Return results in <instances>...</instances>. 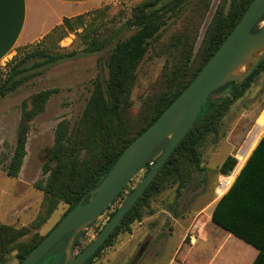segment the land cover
I'll return each mask as SVG.
<instances>
[{"label":"trees","instance_id":"obj_1","mask_svg":"<svg viewBox=\"0 0 264 264\" xmlns=\"http://www.w3.org/2000/svg\"><path fill=\"white\" fill-rule=\"evenodd\" d=\"M192 1L145 0L133 8L128 22L136 27V31L129 38L116 41L107 60V76L100 74L94 81L92 95L80 119L74 126L67 120L57 125L54 144L43 166V174L46 177L37 184V188L44 193V213L41 221L46 220L60 203L68 206L61 221L82 198L85 197V201H88L93 195L92 191L106 177L125 148L143 133L191 83L253 2V0H224L206 30L196 61L193 59L195 42L202 20L212 1L199 0L192 14L183 21L185 27L182 31L175 34L166 46L158 49L157 55L166 58L161 90L152 99L146 100L141 109L135 113L132 92L140 63L150 48H155L162 30L169 25V21L180 19L183 10ZM83 25L81 16L65 18L61 26L55 29V33L62 30L73 31ZM257 30L258 27L253 31ZM52 34L53 32L44 38ZM106 43L96 35L87 41L85 51L100 52L106 47ZM73 56H75L73 52L52 54L48 46L43 51L27 53L20 63L12 67L0 85V96L13 92L24 82L21 76L24 72L22 65L30 59L44 57L46 58L44 63H54ZM262 71H264V61L241 85L234 82L227 83L207 98L197 121L177 145L154 180L125 214L112 234L83 264H92L104 248L113 244L120 234L129 231L134 222L140 221L143 210L149 206L151 198L160 194L168 185L178 183L177 194L178 197L182 196L181 188L192 182L194 173L205 171L201 154L203 144L209 138L213 142L219 141L220 126L224 116ZM56 92L57 89L42 90L23 103L16 146L7 166V176L15 178L19 175L26 156L31 122L46 110L49 99ZM259 139L230 189L216 203L211 216L214 223L260 249L253 264H264V134ZM167 143L168 139L160 143L141 167L145 169L144 176L163 153ZM237 164L238 160L235 156H228L221 165L220 172L228 174ZM132 191L133 188L129 187V184L126 185L111 206L119 199L121 202L124 201ZM120 206L117 205L109 213L108 221ZM106 210L101 215L105 214ZM96 221L97 219L92 225ZM103 227L104 225L98 228V234ZM30 234L29 227L16 229L8 225H0V264H5L8 255L14 251L20 264L48 233L45 236H40L38 233ZM85 234L86 231L77 236L74 251L81 244ZM69 237L70 234L59 240L38 264H63ZM87 246H83L80 252Z\"/></svg>","mask_w":264,"mask_h":264},{"label":"rangeland","instance_id":"obj_2","mask_svg":"<svg viewBox=\"0 0 264 264\" xmlns=\"http://www.w3.org/2000/svg\"><path fill=\"white\" fill-rule=\"evenodd\" d=\"M143 1L104 0L78 15L82 17L83 26L73 31L55 33L59 25L47 34L53 32L51 36L18 48L13 56L1 63L0 85L12 67L20 63L27 53L43 51L46 46L52 54L75 53L71 58L54 63H44V57L23 63L21 76L24 82L13 92L0 96V225L16 229L29 227L30 235L38 233L45 236L66 212L67 204L60 203L46 220L41 221L44 193L37 188V184L46 177L43 166L54 144L55 130L63 120L69 121L72 126L78 122L92 95L94 81L100 74L107 76V60L116 41L127 39L135 33L136 27L128 20L133 8ZM198 2L193 0L185 7L180 19L169 21L155 48L151 47L140 63L132 92L135 113L146 100L152 99L161 90L166 58L157 55L158 49L166 46L175 34L182 31L185 27L183 21L192 14ZM223 2L212 0L202 20L193 53L196 61L206 30ZM96 35L107 42L106 47L97 53L86 52L87 41ZM46 89H57V92L49 99L46 110L31 122L23 165L19 175L11 178L6 171L16 146L23 103ZM263 130L264 71L255 77L224 116L219 141L213 142L209 138L203 144L201 154L205 171L194 173L192 182L181 188V197L177 194L178 183L168 185L160 194L153 196L149 206L143 210L142 219L134 222L129 231L120 234L113 244L104 248L92 264H170L173 258L178 264H183V259L188 255L190 229L196 224H208V216L219 198L217 194H221L217 190L224 176L220 172L221 165L228 156H235L240 164L263 136ZM144 174L145 169L138 171L129 187L134 189ZM123 202L119 199L97 218L94 225L88 227L75 254L95 239L98 228L107 223L109 213ZM5 264H18L15 251L8 255Z\"/></svg>","mask_w":264,"mask_h":264},{"label":"water","instance_id":"obj_3","mask_svg":"<svg viewBox=\"0 0 264 264\" xmlns=\"http://www.w3.org/2000/svg\"><path fill=\"white\" fill-rule=\"evenodd\" d=\"M264 0H253L236 27L203 66L191 83L163 113L122 152L116 163L92 191L93 195L67 215L36 245L20 264H38L43 256L70 234L63 264H83L112 234L125 214L142 196L177 145L197 121L202 105L227 83L241 85L264 61ZM258 27L257 31H253ZM168 139L167 146L149 172L124 200L95 239L75 254L74 242L109 207L152 156ZM232 172V171H230Z\"/></svg>","mask_w":264,"mask_h":264},{"label":"crops","instance_id":"obj_4","mask_svg":"<svg viewBox=\"0 0 264 264\" xmlns=\"http://www.w3.org/2000/svg\"><path fill=\"white\" fill-rule=\"evenodd\" d=\"M103 1L0 0V65L13 56L18 48L43 39L52 29L61 25L65 18L76 17ZM254 146L232 173L233 179L253 152ZM220 198L208 216V224H196L190 229L188 255L183 259V264H253L258 257L259 248L212 221L213 209ZM176 263L174 258L170 262Z\"/></svg>","mask_w":264,"mask_h":264},{"label":"built area","instance_id":"obj_5","mask_svg":"<svg viewBox=\"0 0 264 264\" xmlns=\"http://www.w3.org/2000/svg\"><path fill=\"white\" fill-rule=\"evenodd\" d=\"M240 163V160H239ZM239 165V164H238ZM243 166V164H242ZM242 166L240 167L239 171L241 170ZM237 168V167H236ZM236 169L232 170V172H229L228 174H224V176H222V179L220 180L219 186H218V191H222V189H224L223 191V195L230 189L231 185L233 184L234 179L230 182V178L232 173L235 171ZM238 171V172H239ZM238 174V173H237ZM219 197H222L223 195L221 194H217Z\"/></svg>","mask_w":264,"mask_h":264},{"label":"bare ground","instance_id":"obj_6","mask_svg":"<svg viewBox=\"0 0 264 264\" xmlns=\"http://www.w3.org/2000/svg\"><path fill=\"white\" fill-rule=\"evenodd\" d=\"M232 180H233V175H231V178L229 181L231 182ZM223 191H224V189H222V191H220V193L223 194ZM216 193H217V191H216Z\"/></svg>","mask_w":264,"mask_h":264}]
</instances>
